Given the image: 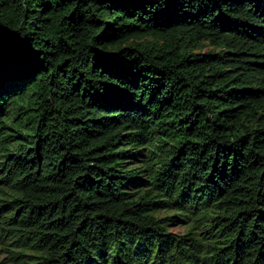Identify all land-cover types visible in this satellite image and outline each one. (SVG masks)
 I'll list each match as a JSON object with an SVG mask.
<instances>
[{
    "label": "trees",
    "instance_id": "trees-1",
    "mask_svg": "<svg viewBox=\"0 0 264 264\" xmlns=\"http://www.w3.org/2000/svg\"><path fill=\"white\" fill-rule=\"evenodd\" d=\"M0 247L264 264V0H0Z\"/></svg>",
    "mask_w": 264,
    "mask_h": 264
},
{
    "label": "rangeland",
    "instance_id": "rangeland-1",
    "mask_svg": "<svg viewBox=\"0 0 264 264\" xmlns=\"http://www.w3.org/2000/svg\"><path fill=\"white\" fill-rule=\"evenodd\" d=\"M185 229L184 226H174L172 227V230L183 232ZM9 253L4 250L2 247H0V264H12L11 260H9Z\"/></svg>",
    "mask_w": 264,
    "mask_h": 264
}]
</instances>
